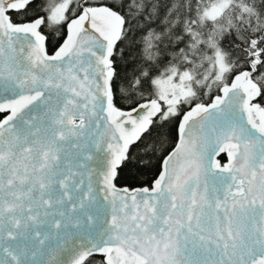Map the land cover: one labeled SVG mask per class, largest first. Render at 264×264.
Wrapping results in <instances>:
<instances>
[{
  "label": "snow or ice",
  "instance_id": "6c2138e0",
  "mask_svg": "<svg viewBox=\"0 0 264 264\" xmlns=\"http://www.w3.org/2000/svg\"><path fill=\"white\" fill-rule=\"evenodd\" d=\"M0 264H264V0H0Z\"/></svg>",
  "mask_w": 264,
  "mask_h": 264
}]
</instances>
